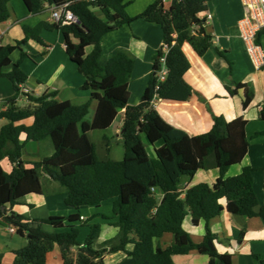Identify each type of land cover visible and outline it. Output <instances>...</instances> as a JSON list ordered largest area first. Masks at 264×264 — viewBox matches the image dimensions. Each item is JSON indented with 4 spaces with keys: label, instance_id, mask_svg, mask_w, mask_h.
Listing matches in <instances>:
<instances>
[{
    "label": "trees",
    "instance_id": "trees-1",
    "mask_svg": "<svg viewBox=\"0 0 264 264\" xmlns=\"http://www.w3.org/2000/svg\"><path fill=\"white\" fill-rule=\"evenodd\" d=\"M10 1L0 0V23L11 17ZM211 1L172 0L166 8L162 0H155L141 13L131 16L127 11L128 0H25L31 14L43 12L46 2L52 7L69 2L68 7L78 22L25 24L23 39L15 44H0V76L9 78L14 85V94L0 110V120L8 119L0 129V211L7 223L28 238L24 247L15 250L13 264H46L48 253L55 246L59 247L65 264H109L104 255L120 251L125 256L115 264H174L175 255L193 249L207 254L209 264H233L230 254L218 251L217 234L209 227V221L224 210L264 217V206L257 210L259 200L253 187L255 168L245 166L239 174L227 176L228 170L241 163L248 151L247 120L239 117L230 121L227 135L223 136L222 123L213 115L211 130L190 135L168 123L153 104L155 95L187 100L194 93L184 77L191 63L183 46L189 43L202 56L213 44L212 36L205 29L206 19L202 17ZM139 18L161 26L163 45L169 46L165 61L169 73L165 80H159L161 47L155 55L153 72L141 101L129 104L111 96L109 90L130 80L135 59L123 48L105 52L102 39ZM43 29L62 31L67 54L87 77L84 88L92 89L87 100L59 101L52 92L41 96L28 94L29 105H17L28 75L21 67V60L13 63L11 55L31 38L44 43ZM263 34L264 28L258 32L259 43ZM26 55L23 51L22 58ZM241 87H246L243 104L248 107L254 91L247 84L239 83L233 93ZM91 108L94 115L88 120ZM121 108L125 109L121 131L124 156L119 160L101 157L89 132L108 128ZM259 114L264 121V106ZM30 117L33 122L26 124L24 121ZM143 136L154 146V157L149 154ZM35 141L41 143L36 154L39 159L28 162L24 152L27 144ZM213 152L217 158L216 181L180 189L183 178L204 169L205 158ZM5 158L13 166L11 171L2 165ZM44 176L58 184L66 194L65 203L77 212L66 217L33 219L19 213L8 214L7 205L20 202L28 194L49 195L58 191L47 186ZM107 201L112 202V214L100 215L115 221L119 232L97 244L101 222H90L91 218L82 220L81 209L99 207ZM188 213L196 224L200 221L206 224L200 243L194 242L183 227ZM44 225L54 230L47 231ZM83 225L88 226L89 232L81 243L79 227ZM165 233H172L173 241L163 248L159 240ZM255 264H264V260L257 257Z\"/></svg>",
    "mask_w": 264,
    "mask_h": 264
},
{
    "label": "crops",
    "instance_id": "crops-1",
    "mask_svg": "<svg viewBox=\"0 0 264 264\" xmlns=\"http://www.w3.org/2000/svg\"><path fill=\"white\" fill-rule=\"evenodd\" d=\"M128 1V14L135 16L155 0ZM162 2L166 8L171 5V0H162ZM9 9L14 20L10 17L7 21L0 23V44H15L17 40L23 39L25 37L23 25L25 24L36 26L42 21L51 22L52 6L47 2L45 10L38 14H31L23 0H11ZM208 13L212 17L207 19L205 29L212 36L211 47L204 55L200 56L189 43L186 42L183 46L191 63V67L184 77L192 86L194 93L187 100L164 99L157 96L153 104L168 123L185 130L190 135L211 130L214 124L213 115L217 116L222 123L223 136L227 135V124L230 121L239 117L247 120L246 132L250 141L248 151L241 163L228 170L227 176L239 174L245 166L255 168L253 187L259 200L257 206V210H259L261 206H264V121L259 114L260 109L264 106V64L257 66L254 63L244 41L239 36L237 22L243 13L241 0H213L209 2L208 9L202 17H206ZM41 36L44 43L31 38L11 55L13 63L21 60V67L28 75L22 93L26 102L24 106L30 103L28 94L41 96L53 92L56 94L54 98L59 101H74L78 97H90L92 89L84 88L87 77L67 54L62 31L43 29ZM163 38L161 26L143 18L136 19L130 24H124L103 37L102 46L105 52L123 48L135 59L130 80L120 87L109 90L111 96L123 99L129 104H138L141 101L153 72L155 55L163 46ZM29 45L32 51L24 48ZM261 46L264 52V34L261 36ZM23 51L27 52L24 58H22ZM10 68L11 66L8 69ZM239 83L247 84L254 91L248 107H244L243 104L246 87H241L233 93ZM13 94L12 81L5 76H0L1 109L6 107V99ZM124 112L125 109L121 108L116 119L108 128L94 129L89 132L91 139L94 131L104 132L101 138L105 142L100 144V148L94 140L97 152L99 154L100 150L101 157L109 156L119 160V158L111 156L113 144H111L106 131L116 124L118 117H121L116 125V131L122 146H124L121 135ZM7 122L8 119H1L0 129ZM24 122L31 124L33 119L30 117ZM143 140L147 147L148 140L145 136H143ZM160 144L161 142L157 143V146ZM36 146L38 145L36 144ZM123 151L125 152V150ZM25 152L24 159L28 161L26 155L31 152L27 149ZM149 154L154 157L155 149L154 155L150 152ZM2 165L6 170H12L13 166L7 158L2 161ZM27 165L31 166V164ZM217 177V158L213 152L205 158L204 169L197 171L194 176L183 178L180 189H187L202 182L212 184ZM44 180L49 188L54 187L58 191L49 195L28 194L20 202L7 205V213H19L29 219L50 216L66 217L75 214L76 209L65 203L66 194L60 190L58 184L50 182L47 176H44ZM159 196L162 197L163 193L160 192ZM182 197H184V193ZM223 202L225 204L226 200L224 199ZM88 214L95 215L98 218L97 221L101 222L97 244H102L118 234L119 226L114 223L115 221L110 222L100 215L109 216L112 214L111 201H107L99 207H83L81 209L82 220L90 218ZM183 227L190 233L194 242L203 241L206 233L204 221L196 224L192 214L188 213L183 221ZM209 227L217 234L216 247L218 251L230 254L233 264H255L257 257L264 260V217L233 214L224 210L209 221ZM10 228L11 225L4 220L0 211L2 264H13L16 258L15 250L28 243V238L25 235L19 234L16 230L11 231ZM43 228L50 232L54 230L50 225H44ZM172 241V233H165L159 240L163 248L170 245ZM129 248L132 246L130 245ZM124 256L125 253L122 251L104 255L109 264H115ZM173 261L174 264H209V256L193 249L186 254L175 255ZM46 264H65L59 247L55 246L48 253Z\"/></svg>",
    "mask_w": 264,
    "mask_h": 264
},
{
    "label": "built area",
    "instance_id": "built-area-1",
    "mask_svg": "<svg viewBox=\"0 0 264 264\" xmlns=\"http://www.w3.org/2000/svg\"><path fill=\"white\" fill-rule=\"evenodd\" d=\"M86 1L95 2L97 0ZM241 2L243 5V13L237 22L238 33L240 38L244 41L246 49L250 53L254 63L257 66H262L264 64V52L261 43L257 41V35L258 32L264 28V0H241ZM68 6L69 2L61 7H52L51 22L60 23L62 25L77 23L78 18ZM211 17V14L208 13L204 18L207 22V19ZM11 18L14 20V16H11ZM168 50L169 46L164 44L162 46L163 55L160 59L162 65L158 71L160 81L165 80L169 73L165 62ZM155 97H157V95H155ZM10 230L14 231L15 229L11 226Z\"/></svg>",
    "mask_w": 264,
    "mask_h": 264
},
{
    "label": "rangeland",
    "instance_id": "rangeland-1",
    "mask_svg": "<svg viewBox=\"0 0 264 264\" xmlns=\"http://www.w3.org/2000/svg\"><path fill=\"white\" fill-rule=\"evenodd\" d=\"M26 50H29V51H32L31 46H25L24 47ZM8 80H10L9 78H7ZM21 97V98H20ZM20 97L18 98L19 100H17V105L20 106V107H23L24 105H26V102L24 101V96L21 94ZM89 97H78V98H75L74 101H76V103H80V102H83L85 100H87ZM2 108V103L0 102V109ZM93 115H94V108H91L90 110V113L88 114V116L86 117L88 120H92L93 118ZM121 117H118L117 118V121H116V124L113 125L112 127H110L106 132H107V135L109 136V140L111 141V144H113L112 146V151H111V156L113 158H122L123 155H124V146H122V142H121V139L120 137L117 136V131H116V128H117V124L119 122ZM104 132L103 131H94L92 133V139L93 141L95 140L98 145H99V148L100 146L105 142L101 136H103ZM49 142V141H48ZM33 142H29L26 146V149L27 151L31 152L28 153V155H26V157L30 160H37L39 159L38 156H36V154L39 152V150L41 149V143L39 142H34L33 145H31ZM36 144L38 146H36ZM101 144V145H100ZM147 150L152 154L154 155V146L150 143L147 142ZM26 153V152H24ZM99 154H100V150H99ZM90 215V222H94V221H97L98 218L93 215L91 216V214H88ZM79 223H81V221H79ZM80 229V234H79V241H84L88 235V232H89V229H88V226L86 225H83L81 227H79Z\"/></svg>",
    "mask_w": 264,
    "mask_h": 264
},
{
    "label": "water",
    "instance_id": "water-1",
    "mask_svg": "<svg viewBox=\"0 0 264 264\" xmlns=\"http://www.w3.org/2000/svg\"><path fill=\"white\" fill-rule=\"evenodd\" d=\"M23 2L25 3V5H26V7H27V4H26V2H25V0H23ZM28 8V7H27ZM29 10V9H28Z\"/></svg>",
    "mask_w": 264,
    "mask_h": 264
},
{
    "label": "clouds",
    "instance_id": "clouds-1",
    "mask_svg": "<svg viewBox=\"0 0 264 264\" xmlns=\"http://www.w3.org/2000/svg\"><path fill=\"white\" fill-rule=\"evenodd\" d=\"M24 91V90H23Z\"/></svg>",
    "mask_w": 264,
    "mask_h": 264
}]
</instances>
